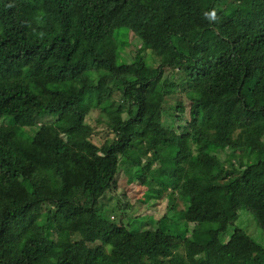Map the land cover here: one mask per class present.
Instances as JSON below:
<instances>
[{"label":"trees","instance_id":"obj_1","mask_svg":"<svg viewBox=\"0 0 264 264\" xmlns=\"http://www.w3.org/2000/svg\"><path fill=\"white\" fill-rule=\"evenodd\" d=\"M139 172L180 218L105 200ZM0 264H264V0H0Z\"/></svg>","mask_w":264,"mask_h":264},{"label":"rangeland","instance_id":"obj_2","mask_svg":"<svg viewBox=\"0 0 264 264\" xmlns=\"http://www.w3.org/2000/svg\"><path fill=\"white\" fill-rule=\"evenodd\" d=\"M230 1V0H228ZM132 51V55L134 56L136 54V47L132 45L127 49ZM147 53V61L148 63L153 66L157 67L159 64V58H156L153 56L152 52L150 50L146 51ZM176 75L177 78L181 77V74L175 73L174 71H169L168 76L173 77ZM168 89H171L169 93H166L164 90H161L159 92H154L151 94V98L154 100L153 104H151V107H156L155 106V99L156 101L158 98H161V124L163 127L162 132L167 133L170 129L174 131V129L171 127L172 126V117L171 113H173L174 110L168 108L171 105H175L176 103H183L186 106L189 105L190 103V92L184 91L181 87L178 89L175 83H172V87ZM117 98H119V94L117 95ZM98 115L97 112L92 113V115L89 118V121L91 119L96 118ZM91 124H93L96 128V132L94 134V140L98 144H102L104 142V139L106 136L110 135L109 130L104 127V126H98L95 124L94 121H90ZM23 134V133H22ZM33 135V134H32ZM111 136H113L111 134ZM192 145V150L194 151L196 148L195 143H191ZM166 165V166H165ZM173 165L172 162L168 161L164 164L165 168L163 172L166 170L167 166L171 167ZM203 167H206V165L202 164ZM159 169V168H158ZM167 173V172H165ZM170 175L169 173H167ZM171 176V175H170ZM161 190L160 187L157 185V183L148 177L146 173L139 172L138 173V181H134L133 183H128V177L126 174H123L119 178L118 186L117 188L112 191L105 200L110 199L111 202H116L118 199H120L119 205L126 206L129 202L134 204V208L130 211L129 215L132 216H138V215H143V214H155L157 217H163L164 215L168 214L169 216L172 214H175L177 218H180V213L182 211V208L184 207V202L181 199V197L178 195L177 198V204L178 208H173L172 204H169V196L170 193L169 191L163 192L161 195V199H153L149 197H156L158 194H160ZM182 195H187L188 194V189L186 185H182ZM163 197V198H162ZM181 208V209H180ZM259 215H263L262 210H258ZM120 214H113L111 216V219L120 222L119 217ZM168 216V218H169ZM166 218V222L169 227H171V232L173 233H183V226L179 227L174 225V220L172 218ZM127 221V218L124 219V222ZM191 233H189L187 236H189ZM171 237V236H170ZM173 242L176 241H182V240H177L173 239ZM183 245V241L181 242ZM205 243L203 242H197L193 243L192 247L194 249H200L203 248ZM181 251L184 252V246L181 247Z\"/></svg>","mask_w":264,"mask_h":264}]
</instances>
